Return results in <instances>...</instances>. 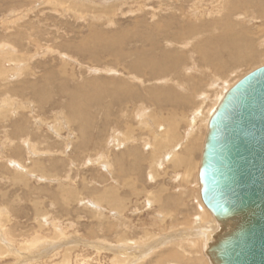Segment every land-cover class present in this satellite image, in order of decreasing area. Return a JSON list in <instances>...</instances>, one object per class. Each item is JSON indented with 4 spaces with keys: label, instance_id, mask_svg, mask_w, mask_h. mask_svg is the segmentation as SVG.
<instances>
[{
    "label": "rangeland",
    "instance_id": "374dc122",
    "mask_svg": "<svg viewBox=\"0 0 264 264\" xmlns=\"http://www.w3.org/2000/svg\"><path fill=\"white\" fill-rule=\"evenodd\" d=\"M232 9L234 0H0V54L7 48L17 59L2 60L8 71L4 79L0 77V98H9L5 93L23 80L35 84L22 94L33 109L23 111L26 120L16 110L25 103L17 105L12 97L16 103L7 115L0 101L4 112L0 113V264H61L67 259L70 264H110L122 256L127 258L125 264H203L199 241L215 228L201 203L196 165L206 113L219 95L264 66V15L249 10L245 20L238 8L229 15V34L239 30L249 35L253 55L238 66L227 61V69L211 79L216 71L201 61L197 49H209L221 37L218 24ZM177 32L179 39L164 41L166 34ZM175 49L181 52L176 74L154 80L136 63L143 52L157 55ZM226 57L225 53L221 59ZM24 58L28 71L20 70ZM14 62L15 69L9 70ZM198 66L204 67L202 73ZM120 82L125 93L129 91L128 96L120 95H125L122 111L112 104ZM168 96L175 101L168 102ZM179 97L187 101L179 102ZM72 102L87 117L80 120L82 131L73 122L63 125L60 120L69 114L63 106ZM138 109L145 110L143 125L140 114L135 116ZM106 110L109 122L104 121ZM16 121L24 126L20 135L33 133L30 139L41 151L36 167L25 144L17 141L22 151L13 154L15 143L8 141L14 138ZM127 125L134 142L125 147L115 142L129 133ZM160 125L158 131L172 126L186 137L194 131L195 171L188 182L181 180V168L165 163L167 158L159 155V168L149 165ZM102 154L105 161H96ZM52 221L58 223L55 228Z\"/></svg>",
    "mask_w": 264,
    "mask_h": 264
},
{
    "label": "water",
    "instance_id": "95a60500",
    "mask_svg": "<svg viewBox=\"0 0 264 264\" xmlns=\"http://www.w3.org/2000/svg\"><path fill=\"white\" fill-rule=\"evenodd\" d=\"M201 200L217 223L210 264H264V66L221 98L198 170Z\"/></svg>",
    "mask_w": 264,
    "mask_h": 264
},
{
    "label": "bare ground",
    "instance_id": "6f19581e",
    "mask_svg": "<svg viewBox=\"0 0 264 264\" xmlns=\"http://www.w3.org/2000/svg\"><path fill=\"white\" fill-rule=\"evenodd\" d=\"M234 5H235V9H232V10H228V12L226 13L225 15V19H224V24L223 23H220L218 25H221L222 26V35L219 39L215 40L212 44V47L209 48V49H203V48H198L197 49V52L200 54L201 56V61L202 62H207L208 63V66L209 68L212 70H215L216 73L213 77H211V79L215 80L217 79V74H219L223 68H226L225 65H226V62L227 61H230L228 65L232 64L233 66L236 65H241L243 63V61H245V59L247 58H250L252 55H253V52H254V47H253V40L249 37V35H247L244 31H239L237 30V33L236 34H229L230 33V29H229V23H230V19H229V15L232 13H234L235 11H237V9L239 8L240 10H242V13L243 14V19L247 20V16L248 15V11L251 10V11H256V12H260V16H263L264 15V0H234ZM256 7V8H254ZM259 19H262V17H259ZM256 19H253L251 21H256ZM234 26H237L236 24H233ZM162 27V26H161ZM192 28V27H191ZM190 28V29H191ZM226 28V29H225ZM157 30H160L157 29ZM198 30V29H197ZM203 30V29H202ZM157 33V32H156ZM160 33V32H159ZM191 33V32H190ZM197 33V32H196ZM193 34V33H191ZM157 35V34H155ZM160 35V34H159ZM194 35V34H193ZM179 32L177 33H173L172 36L169 35V34H166L165 35V40L167 43L168 42H171L173 40H176L174 38H177L179 39ZM199 36V35H198ZM157 37V36H156ZM145 40L147 41H150V37H146ZM144 40V41H145ZM146 42V41H145ZM155 42V41H154ZM206 42V41H205ZM152 43V42H150ZM149 45V43H148ZM159 47V42L158 43H155L153 45V49L156 50L157 48ZM185 48V47H184ZM154 50L152 52H154ZM159 50V49H158ZM9 51L11 52L12 50L9 49ZM7 48H5L4 52L0 54V77L1 78H5L6 76V73L8 70H6L3 65H2V60H7L8 59V62L9 61H17V59L13 58V53L9 52ZM226 53L227 57L225 60L221 59L223 58V55ZM181 52L179 53L176 49L175 50H171V51H164V50H160V52L157 54V55H154V54H151L147 52H143L142 55H138V57L136 58V63L141 67H145L147 70H149L150 73H152L154 75V80L158 79L159 76L163 75V74H170V72H173V73H177L178 69H179V66H180V62H181V58H179L181 55ZM154 55V56H153ZM25 59V60H24ZM23 59V65H25L24 67H22L20 70H23V71H28L29 68H28V65H27V62H28V59L27 58H24ZM198 62V61H197ZM193 63V62H192ZM200 63V62H199ZM198 63V64H199ZM5 64V63H4ZM12 63H10L11 65ZM16 64V62H14V64L12 65L13 68H9V70H14L15 67L14 65ZM134 64H131V67H133ZM11 67V66H10ZM199 68L197 69L199 71V73L203 72L204 70V67L202 66H198ZM8 69V68H7ZM227 69V68H226ZM19 70V71H20ZM208 71H210L208 68H207ZM212 70V71H213ZM152 75V76H153ZM203 75V74H202ZM211 74H207V76ZM18 76H20V74H18ZM22 76V74H21ZM204 76V75H203ZM189 80V79H188ZM210 82V81H208ZM123 82H120L117 84V87H115L116 89L113 90V94H112V101L113 103L112 104H117V106L119 105L120 107V111L123 110L122 108V105L124 102H122V98L125 99V95H129V91L125 93V91L123 90L124 88V85L122 84ZM19 87L17 88V85L15 84L14 85V89H11L10 90V93H5V94H10V97L9 98H0V101H1V108L6 110V113L8 115V112L10 111V109L12 107H14V103H16L12 97L18 102L17 105H20L22 102L26 104V106H18L16 108V110L20 109L22 111V114H21V118L26 120V117H28L26 114L29 113V109L30 111H33V109L31 108V106L29 107V102L25 101V94L22 95L24 92H26L28 88H33L35 84H31L27 81H22L20 83H18ZM215 84V83H214ZM30 85V86H29ZM59 86V85H58ZM209 86V85H208ZM234 86V85H233ZM232 86V87H233ZM38 87V86H37ZM191 87H194L193 84ZM231 87V88H232ZM5 88V87H4ZM39 88V87H38ZM60 88V86H59ZM113 88V87H112ZM63 89V88H62ZM108 89V87H107ZM106 90V89H105ZM112 90V89H110ZM155 90V89H154ZM59 91V90H58ZM107 91V90H106ZM228 91V90H227ZM108 92V91H107ZM157 92V91H156ZM66 93V92H64ZM72 93V92H71ZM125 94L123 96H120L121 94ZM150 93L154 94V91H150ZM159 93V92H158ZM110 94V93H108ZM28 95V94H27ZM65 95V94H64ZM156 95V94H155ZM133 96V95H132ZM218 96V95H217ZM22 97V98H21ZM24 97V98H23ZM40 97V96H39ZM98 97V96H97ZM207 97L206 95L204 96V98ZM216 97V96H215ZM223 97V95H219L217 97V102H216V105L214 107H212L206 114L207 115V118H206V132H207V128H208V123H209V120L215 110V108L217 107L218 103L220 102L221 98ZM28 98V96H27ZM42 98V96L40 97ZM67 98V97H66ZM77 98V97H76ZM100 98V97H99ZM133 98V97H132ZM178 98V97H177ZM80 99V98H78ZM180 99L183 100V102H186L187 99L186 98H180L178 99V101L180 102ZM66 100V99H65ZM97 100V99H96ZM134 100V99H133ZM167 100L168 102H174L175 100L172 99L171 96H168L167 97ZM35 101V99H34ZM33 101V102H34ZM71 101V100H70ZM80 101V100H79ZM36 102V101H35ZM98 102V101H97ZM37 103V102H36ZM14 104V105H13ZM176 104V103H175ZM169 105H171L169 103ZM141 106V105H140ZM163 106V105H162ZM176 106V105H175ZM174 106V107H175ZM0 109V113H4L2 112L3 110ZM67 110V113L68 115L65 116L66 114H64V116L62 117V119H60L62 121V124H68V123H71L73 122L74 124H76V127H78V130H81L82 131V124H83V121L85 122L84 119H87V117L85 115L82 114V111H80V108H79V105L78 103H74L73 102L71 104L69 103H65V105L63 106V110ZM201 109V107H200ZM206 110V109H205ZM23 111H28L27 113H23ZM145 110H137V112H135V116L139 115L140 117V124L143 125V118L146 116L145 114ZM175 114V113H174ZM173 114V115H174ZM196 112L194 113L193 115V118L194 120L197 118L196 116ZM61 115V114H60ZM106 119L104 121H110L109 119V113H108V110H106ZM203 115V114H202ZM202 115H200V118L203 117ZM149 116V115H148ZM175 116V115H174ZM196 116V117H195ZM30 117H34L32 115H30ZM103 117V116H102ZM8 118V116H7ZM7 118H5L7 120ZM19 118V119H21ZM104 118V117H103ZM147 118V117H146ZM4 119V120H5ZM121 119V118H120ZM148 119V118H147ZM173 119V117H172ZM179 119V118H177ZM29 120V119H28ZM32 120V119H31ZM30 120V122H31ZM55 120V119H53ZM80 120H83V121H80ZM123 120V119H122ZM150 120V119H149ZM175 120V119H174ZM203 120V119H202ZM10 121V120H9ZM14 121V120H12ZM10 122L11 124L13 122ZM115 121V120H114ZM178 121V120H177ZM181 121V119L179 120ZM183 121V119H182ZM27 122V121H26ZM25 122V123H26ZM39 122V121H38ZM200 122V121H199ZM7 123V122H6ZM160 123V122H158ZM191 123V126L193 128V125H192V121L190 122ZM9 124V122H8ZM34 124H38L37 122L34 123ZM53 124V123H52ZM55 125V124H54ZM58 125V124H57ZM177 125V123H175V126ZM13 131L12 133L14 134V138L12 136H10V140L8 141L9 144L11 145L12 143H15V145H11L12 146V149H13V154L15 155H18V153H21V145H19V143H23L25 144L27 147H28V154L29 158H30V161L31 162H35V167L37 166V162H39V156H40V153L41 151H38V149L36 148L35 144L31 141L30 139V136L33 135V133H30L27 134L26 133V137H23L20 135V133H23L24 132V126L22 127V125H19V123H17V121L15 122V124H13ZM56 127V126H55ZM54 127V132H59V129H55ZM60 129L62 128L60 125H59ZM84 127V126H83ZM161 127V125L159 127L156 126V130H157V134H156V137L154 138L153 142H152V147H151V153H150V161H149V165H151V168L153 166H157L158 168L160 167V163H159V155L164 159V158H167L165 163H170L173 167H177V168H181V171H182V176H181V180L182 181H186L188 182V178L189 176L191 175V170H194L195 171V165H193V162H192V158H191V150L193 149V146H194V143H195V137L193 135L194 131H191L189 133V136L186 137V136H182V135H179L176 133L177 128H172V126H166L164 127V129H160L158 131V129ZM11 128V127H9ZM127 129L129 131L128 134H123L121 135V138H120V142H115L117 143L118 145H125L126 147V144L129 142H134V139H133V135H132V130H131V126L127 125ZM145 128H142L140 127V131L144 130ZM10 130V129H9ZM34 130H37V129H34ZM41 130V129H40ZM39 130V131H40ZM133 130H136L135 128ZM84 131V129H83ZM198 131V130H197ZM7 132V131H6ZM70 132V131H68ZM206 132H205V135H206ZM10 134V133H9ZM7 135V134H6ZM5 135V136H6ZM18 135H20L18 137ZM86 135V134H85ZM205 135H203V142H201V151H200V156H201V152H202V147H203V143H204V139H205ZM7 137V136H6ZM5 139V138H4ZM15 140L12 141V140ZM26 139V141L24 140ZM197 139V138H196ZM7 141V140H6ZM19 143H18V142ZM116 141V140H114ZM85 142V141H84ZM5 144V143H4ZM82 144V142H81ZM175 144V145H174ZM173 145V147H171ZM179 145V146H178ZM171 147V148H170ZM8 148V143H6V148L5 150H7ZM181 151H179L180 149ZM179 149V150H178ZM44 152V151H43ZM49 154V153H48ZM104 154H102V156H95L96 158H98V161L99 160H104L106 159L105 156H103ZM167 155V157H166ZM0 156L2 157V154H0ZM6 156V155H5ZM200 156H199V160H198V163L196 164L197 165V177H198V170H199V164H200ZM159 160V161H158ZM20 163H22V161H19ZM34 166V165H33ZM39 167V165H38ZM194 169H191L193 168ZM19 168V167H17ZM22 169L21 170H25L26 167H21ZM6 169V168H5ZM154 172V176L156 175L157 176V172L156 170H153ZM198 185H199V179H198ZM110 191V190H109ZM104 194V193H103ZM108 194V193H106ZM147 194V193H146ZM65 195V194H64ZM110 195V194H109ZM149 196L150 195H153L152 194H148ZM101 196H104V195H101ZM199 196H200V199H201V195H200V185H199ZM69 197V196H68ZM74 197V196H73ZM72 197V198H73ZM67 198V197H66ZM65 198V199H66ZM71 198V197H69ZM149 198V197H148ZM156 198V196H155ZM103 198H101L102 200ZM108 199V196L107 198ZM104 201V200H103ZM109 201V200H108ZM154 201V200H153ZM157 201V200H155ZM201 203L203 204V207L205 208L206 212L208 213V215H211L210 211L207 209V207L204 205V203L202 202L201 200ZM6 209V208H5ZM39 211V210H38ZM122 212V211H120ZM115 213V212H114ZM119 213V212H118ZM3 214V213H2ZM117 215V214H116ZM170 216V215H169ZM213 221L215 222V228L212 229V231H209V232H204V236H203V239H202V243L199 241V244H202V246H200L201 248V251L203 252L202 254L205 256L204 254V250H205V247H206V243H207V236L209 233L211 232H214L216 229H217V223L216 221L214 220L213 216L211 215ZM200 218V217H199ZM161 220H164L163 218ZM166 220V219H165ZM164 220V221H165ZM164 221H162V225H164ZM53 226L54 228L58 225L57 222H53ZM122 224V223H121ZM211 226V225H210ZM4 228V227H3ZM126 228V227H125ZM2 229V228H1ZM206 229V228H205ZM127 230V229H126ZM55 233V232H54ZM144 235H147L146 233ZM57 236V235H55ZM123 236V235H122ZM121 236V237H122ZM40 237V236H39ZM38 237V238H39ZM4 238V237H3ZM44 239V238H43ZM42 239V240H43ZM119 239V238H118ZM122 239V238H121ZM192 239V238H191ZM39 241V240H38ZM119 241V240H118ZM128 241V240H126ZM135 241V240H134ZM155 241V240H154ZM31 242H33L31 240ZM40 242V241H39ZM35 243V242H34ZM34 243H31V245L33 246ZM37 243V242H36ZM119 243V242H118ZM194 243V242H193ZM8 244V243H7ZM30 244V243H29ZM122 244V243H121ZM127 244V242H126ZM129 244V243H128ZM131 244H132V241H131ZM158 244V243H157ZM153 246V245H152ZM174 246V245H173ZM123 247V246H122ZM199 247V246H198ZM133 248V247H132ZM176 250L178 249V247H174ZM1 249V248H0ZM131 249V248H130ZM193 249V248H192ZM132 250V249H131ZM130 251V250H129ZM175 251V250H173ZM115 253V252H114ZM192 253V252H191ZM124 254V252H123ZM178 254V253H177ZM176 254V255H177ZM125 255H129L128 253L125 254ZM161 255V254H160ZM174 255V254H173ZM163 256V255H161ZM179 256V255H177ZM120 257H117V258H114L113 262L110 263V264H125V262L127 261V258L126 257H121L122 259H119ZM177 258V257H176ZM67 259V257H66ZM173 259V258H172ZM110 261V260H109ZM141 261V260H140ZM139 261V262H140ZM201 261L203 262V264H210L208 258L205 256V260H202ZM138 263V262H137ZM141 263V262H140ZM172 263V262H171ZM170 263V264H171ZM176 263V262H175ZM61 264H70L69 263V260L67 259L66 261H62ZM158 264V263H157ZM162 264V263H161ZM179 264V263H178Z\"/></svg>",
    "mask_w": 264,
    "mask_h": 264
}]
</instances>
